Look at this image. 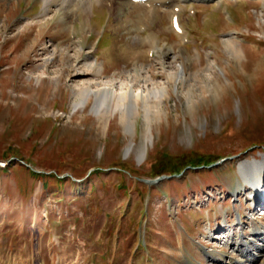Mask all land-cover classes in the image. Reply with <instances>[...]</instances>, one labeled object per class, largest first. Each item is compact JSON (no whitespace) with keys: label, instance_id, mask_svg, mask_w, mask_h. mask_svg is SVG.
I'll return each mask as SVG.
<instances>
[{"label":"rangeland","instance_id":"374dc122","mask_svg":"<svg viewBox=\"0 0 264 264\" xmlns=\"http://www.w3.org/2000/svg\"><path fill=\"white\" fill-rule=\"evenodd\" d=\"M165 1L149 10L150 21L131 2L113 15L94 5L92 29L76 24L72 34L57 14L43 18L40 0H0V162H9L0 169V264H172L168 257L179 260L208 225L212 237L204 238L214 242L223 229L216 226L232 225L234 212L244 228L264 225L249 219L248 184H235L239 166L264 152V0ZM170 4L180 8L183 41L168 29ZM21 23L29 26L13 31ZM153 35L157 47L148 53ZM73 42L106 75L143 64L168 79L156 70L168 54L185 75L178 87L169 83L164 112L145 121L142 104L134 105L127 128L118 111L96 115L93 95L74 109L64 55ZM52 43L55 55L44 57ZM179 171L176 179L141 182ZM234 191L238 202H230ZM144 224L145 247L137 241Z\"/></svg>","mask_w":264,"mask_h":264},{"label":"bare ground","instance_id":"6f19581e","mask_svg":"<svg viewBox=\"0 0 264 264\" xmlns=\"http://www.w3.org/2000/svg\"><path fill=\"white\" fill-rule=\"evenodd\" d=\"M42 2V16L44 19H51L55 14L58 16V22L62 27H64L68 33H74L77 27L84 28V30L92 29L91 25V15L93 13V6H105L109 8V12L117 13L120 8H124L127 4V0H40ZM150 0H146L148 3V10L146 11L145 4L139 5V9L144 13V18L146 20V13L149 10L157 13L156 8H152ZM218 2V1H217ZM153 5V4H152ZM155 7V6H154ZM122 10V9H121ZM111 13V14H112ZM113 15V14H112ZM155 15V14H154ZM143 18V19H144ZM30 23V22H29ZM37 23V22H36ZM145 23V22H144ZM5 23H3L4 25ZM25 25V26H23ZM29 24L21 23L17 24L16 28L13 30H19L21 28H27ZM77 26V25H76ZM176 33V32H175ZM176 35H178L176 33ZM187 32H182L180 38L185 37ZM151 36V33H150ZM75 39V38H74ZM138 39V38H137ZM74 41V40H73ZM154 35L153 38L148 39V42H144L143 48H146L147 52H153L152 49L156 48ZM228 40H224V45L229 53L232 49L228 44ZM153 46V47H152ZM50 52H43L44 57L49 55L53 57L57 50V45L52 43L49 47ZM71 48V50H70ZM62 50V49H61ZM170 51V49H168ZM91 53H84L83 46L77 42H73L71 46H67L64 49V55L66 57V64L70 69V74L74 73V80H69L72 89L75 91L74 98V109L82 106L84 102H87L90 95L94 96L95 102L93 103L92 111L99 117H103L109 114L111 111L119 112V118L122 123L129 128L130 121L135 114H137L136 107L139 103L142 104L141 109L143 111V119L149 121L153 116H159L163 111L162 103L165 95H168L167 88L169 83H172L175 87H178L182 78L184 77V66L181 61H173V56L165 55L162 62L159 63V72L166 70V75L168 79L155 78L153 76V70L151 71V65H139V69L136 73L135 71H120L119 74L109 75L104 74V69L102 64H98L95 60H91ZM83 55L86 58H82ZM44 65L48 63L49 58H45ZM52 61V60H51ZM213 61L207 60V80H211V70L213 68ZM62 68L60 69L61 72ZM63 71V70H62ZM59 72V74H60ZM138 76V77H137ZM193 76V75H192ZM191 94V91H189ZM107 108L106 111L102 113L103 108ZM105 108V109H106ZM262 158V157H261ZM262 172V173H261ZM264 173V156L262 161L245 162L239 166V177L245 183L248 184L249 188L253 191V194L261 197L264 200V192H260V181ZM252 193H250L251 195ZM249 195V194H248ZM251 198V196H249ZM264 205V204H263ZM257 216H264V206L257 209ZM255 216V217H257ZM229 224V223H228ZM243 222L238 220L236 225H241L240 227L233 224L232 226L227 225L225 219L222 220L221 225L223 229L214 237L215 243L219 244L220 241L223 245L227 244L230 237L232 239L231 250L233 252H240V244L246 241L245 234L241 233ZM225 225H227L225 227ZM244 228V227H243ZM239 229V231H238ZM241 231V232H240ZM206 232L208 237L211 238V229L206 227ZM235 233L237 236H233ZM257 236H260L257 238ZM249 243L246 244L248 255L245 257L249 259L252 258V254L258 255L259 250L264 248V226L259 227L257 230L249 229L248 235L246 236ZM213 239V238H212ZM219 241V242H218ZM220 246V245H218ZM243 252V251H242ZM262 252V251H261Z\"/></svg>","mask_w":264,"mask_h":264},{"label":"water","instance_id":"95a60500","mask_svg":"<svg viewBox=\"0 0 264 264\" xmlns=\"http://www.w3.org/2000/svg\"><path fill=\"white\" fill-rule=\"evenodd\" d=\"M170 177H168V176H162V177H160V178H156V179H154V180H141L143 183H145V184H147V185H150V184H154V183H156V182H158L159 180H161V179H169Z\"/></svg>","mask_w":264,"mask_h":264},{"label":"trees","instance_id":"16d2710c","mask_svg":"<svg viewBox=\"0 0 264 264\" xmlns=\"http://www.w3.org/2000/svg\"><path fill=\"white\" fill-rule=\"evenodd\" d=\"M27 166V165H26ZM189 169V168H188ZM183 170H185V169H183ZM182 170V171H183ZM182 171H179L178 173H180V172H182ZM35 173V172H34ZM59 180H62V179H56V181H58V182H62V181H59Z\"/></svg>","mask_w":264,"mask_h":264}]
</instances>
